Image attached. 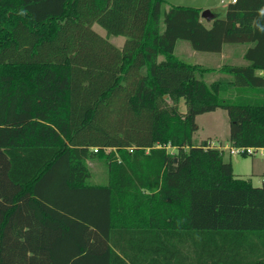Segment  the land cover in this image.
<instances>
[{
	"label": "trees",
	"instance_id": "16d2710c",
	"mask_svg": "<svg viewBox=\"0 0 264 264\" xmlns=\"http://www.w3.org/2000/svg\"><path fill=\"white\" fill-rule=\"evenodd\" d=\"M163 1L0 0V264H264V181L192 140L221 108L230 146L264 148V0L208 22L170 4L161 30ZM178 40L250 44L226 66L235 93ZM103 154L111 177L91 184Z\"/></svg>",
	"mask_w": 264,
	"mask_h": 264
},
{
	"label": "rangeland",
	"instance_id": "374dc122",
	"mask_svg": "<svg viewBox=\"0 0 264 264\" xmlns=\"http://www.w3.org/2000/svg\"><path fill=\"white\" fill-rule=\"evenodd\" d=\"M180 3H185L183 0H164L161 5V22H160V28L163 29V21L162 16L168 6L170 4L178 5ZM215 3L217 5L222 6L226 5L227 0H225L224 3H219V0H215ZM208 9V8H204ZM210 10V9H209ZM211 11V10H210ZM212 12V11H211ZM92 28L98 32L101 36L107 37V39L113 43L114 45L118 46V44L115 42L116 39H122L125 40L124 36H113V35H107L106 31L99 26L98 24L94 23L92 25ZM123 45V43H122ZM246 44H224V50L229 46H235L237 48V51L241 52L239 53V56L237 59H230L223 57V52L221 53H213V52H204V51H197L194 50L190 43L185 40H178L177 44L175 46L174 53L175 55L188 63H196L203 66H209V67H217L220 65L228 64V63H235V64H245L247 61L245 60L244 56H242V51L245 47H247ZM121 47V45L119 46ZM225 50V51H226ZM224 51V52H225ZM206 81L209 82L213 79L206 78ZM228 95V93H226ZM223 94V95H226ZM185 103L181 101L179 103V109L181 111L185 110ZM196 123H197V130L193 133L192 140L194 143L199 144L202 140H209L212 145L220 146V150L223 153V158L225 161H232L233 164V172L242 178H251L252 183L254 186H260L263 182L261 181L262 176L257 175V172H254L252 174L251 169L252 166V160L256 158V163L260 168L264 167V150H257L251 155H240V154H230L228 147L227 139L229 136V120L227 116V112L224 109L218 108L211 112H206L200 115L196 116ZM105 154L98 158L89 159L86 161L87 168L91 174L89 183L91 184H99V185H105L109 182V179L111 177L108 163L105 159Z\"/></svg>",
	"mask_w": 264,
	"mask_h": 264
},
{
	"label": "crops",
	"instance_id": "0c3cea01",
	"mask_svg": "<svg viewBox=\"0 0 264 264\" xmlns=\"http://www.w3.org/2000/svg\"><path fill=\"white\" fill-rule=\"evenodd\" d=\"M183 1L185 3H180L178 5L193 6V7L199 8L201 11L204 10V8H208L214 13V15H217L218 17H224L225 12H226L227 4L230 2L229 0H227L226 5L219 6V5H217V3H215V0H183ZM224 2H225V0H219V3H224ZM204 21H206V20H204ZM124 41L125 40H122V39H116L115 42L118 44L117 47H119L120 45L122 46V43H124ZM240 44H243V43H240ZM244 44H246V43H244ZM249 46H250V44H248L247 47L244 48V50L242 51V56H243L245 50ZM225 50H224V45H223L221 53L223 52V57H226V58L237 59V57L239 56V53L241 54L240 50L238 52L237 48L235 46H229L227 48V50L226 51ZM191 64H196V63H191ZM246 64H247V62L245 64H241V65H246ZM198 65H200V64H198ZM235 65H237V64L228 63V64L220 65V66H217V67H209V66L201 65V66H203L205 68H210L209 71H206L205 73H203L202 77L204 79H205V77L213 79V80H211L209 82H213V81L221 82L222 85H225L226 88H229V90L227 92L228 94H230L232 92V90H233V93H235L236 89L231 84L232 80H233V75L226 70V66H235ZM238 65H240V64H238ZM257 73L261 74L262 71L258 70ZM227 142H228V139H227ZM228 145H229V143H228ZM258 150H264V148H261V149H258ZM255 161H256V158L252 160L253 168L251 169V172H252V174H254V172H257L256 173L257 175H261L262 176L261 181L263 182L264 181V167L260 168ZM230 162L232 164L231 160H230ZM232 167H233V164H232ZM248 179L252 183L251 178H248Z\"/></svg>",
	"mask_w": 264,
	"mask_h": 264
},
{
	"label": "built area",
	"instance_id": "2783aa9c",
	"mask_svg": "<svg viewBox=\"0 0 264 264\" xmlns=\"http://www.w3.org/2000/svg\"><path fill=\"white\" fill-rule=\"evenodd\" d=\"M229 1L230 2H236V0H229ZM210 146L214 147V148H217L219 150L221 148L220 146L212 145L211 142H210ZM228 149H229V153L230 154H240V155H242V154L245 153V154L251 155V154L254 153L253 148H250V147L249 148H244V147L230 146V147H228ZM94 151H97V149L95 148Z\"/></svg>",
	"mask_w": 264,
	"mask_h": 264
},
{
	"label": "water",
	"instance_id": "95a60500",
	"mask_svg": "<svg viewBox=\"0 0 264 264\" xmlns=\"http://www.w3.org/2000/svg\"><path fill=\"white\" fill-rule=\"evenodd\" d=\"M201 18H203L206 21H210L214 18V13L211 12L209 9H204L200 13Z\"/></svg>",
	"mask_w": 264,
	"mask_h": 264
}]
</instances>
